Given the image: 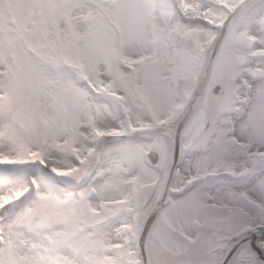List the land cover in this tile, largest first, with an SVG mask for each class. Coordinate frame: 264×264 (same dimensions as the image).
I'll return each mask as SVG.
<instances>
[{
	"label": "snow or ice",
	"instance_id": "obj_1",
	"mask_svg": "<svg viewBox=\"0 0 264 264\" xmlns=\"http://www.w3.org/2000/svg\"><path fill=\"white\" fill-rule=\"evenodd\" d=\"M0 264H264V0H0Z\"/></svg>",
	"mask_w": 264,
	"mask_h": 264
},
{
	"label": "rangeland",
	"instance_id": "obj_2",
	"mask_svg": "<svg viewBox=\"0 0 264 264\" xmlns=\"http://www.w3.org/2000/svg\"><path fill=\"white\" fill-rule=\"evenodd\" d=\"M14 7H15V5H13V9H12L13 11H14Z\"/></svg>",
	"mask_w": 264,
	"mask_h": 264
}]
</instances>
